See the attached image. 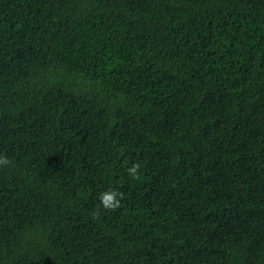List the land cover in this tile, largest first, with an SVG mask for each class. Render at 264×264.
I'll list each match as a JSON object with an SVG mask.
<instances>
[{
	"label": "trees",
	"instance_id": "trees-1",
	"mask_svg": "<svg viewBox=\"0 0 264 264\" xmlns=\"http://www.w3.org/2000/svg\"><path fill=\"white\" fill-rule=\"evenodd\" d=\"M0 154V264H264V0H0Z\"/></svg>",
	"mask_w": 264,
	"mask_h": 264
},
{
	"label": "clouds",
	"instance_id": "clouds-1",
	"mask_svg": "<svg viewBox=\"0 0 264 264\" xmlns=\"http://www.w3.org/2000/svg\"><path fill=\"white\" fill-rule=\"evenodd\" d=\"M11 163L6 155L0 154V167H6ZM128 173L136 179H139V171H140V164L136 163L133 164L130 168L127 169ZM122 194L119 192L118 189H108L103 191L99 194V199L101 202V206L106 210H116L120 207L121 200L119 197ZM94 217L99 216V210L93 213Z\"/></svg>",
	"mask_w": 264,
	"mask_h": 264
},
{
	"label": "bare ground",
	"instance_id": "bare-ground-1",
	"mask_svg": "<svg viewBox=\"0 0 264 264\" xmlns=\"http://www.w3.org/2000/svg\"><path fill=\"white\" fill-rule=\"evenodd\" d=\"M54 172H55V170H54ZM73 179V178H72ZM36 181V180H35Z\"/></svg>",
	"mask_w": 264,
	"mask_h": 264
}]
</instances>
